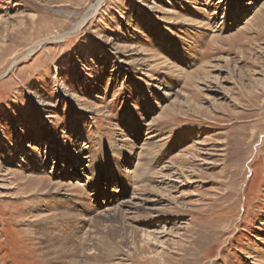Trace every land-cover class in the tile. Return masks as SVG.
<instances>
[{"label": "rangeland", "instance_id": "374dc122", "mask_svg": "<svg viewBox=\"0 0 264 264\" xmlns=\"http://www.w3.org/2000/svg\"><path fill=\"white\" fill-rule=\"evenodd\" d=\"M99 1L0 0V264H264V0Z\"/></svg>", "mask_w": 264, "mask_h": 264}, {"label": "bare ground", "instance_id": "6f19581e", "mask_svg": "<svg viewBox=\"0 0 264 264\" xmlns=\"http://www.w3.org/2000/svg\"><path fill=\"white\" fill-rule=\"evenodd\" d=\"M103 1L104 0H100L96 5H92L90 8H91V10H90V12L89 13H87V15H85V16H83L82 17V19H81V21L74 27V31H76V30H79V29H81V27L82 26H84L85 25V23L88 21V19H89V15H90V13H94V12H96V10L99 8V6L103 3ZM239 1H241V0H239ZM252 1L253 0H247V2H244V3H240L241 4V8H240V11L236 14V12H235V9L233 8V7H224V10H225V12H224V14L225 15H227V21L225 22V24H226V26H225V29H230L231 27H233L234 25H235V23L237 22V20L239 21L240 19H241V15L244 13V12H246L247 10H248V8L249 7H252L253 6V4L254 3H252ZM224 2H227V0H225V1H223V3ZM221 3V2H220ZM92 16V15H91ZM208 20V19H207ZM187 22V21H186ZM228 23V24H227ZM209 24V23H208ZM224 24V23H223ZM222 24V25H223ZM189 25V24H188ZM220 25V24H219ZM221 25V26H222ZM195 26V25H194ZM208 26H210V25H208ZM218 26V25H217ZM199 27V26H198ZM192 28V27H191ZM212 29V28H211ZM224 29V30H225ZM216 31V30H215ZM72 32V31H71ZM67 35H70V33L69 34H67ZM205 42V41H204ZM204 44V43H203ZM217 44V43H216ZM38 47V46H37ZM36 48V47H35ZM35 48H33L31 51H30V53H33V52H35ZM132 49V48H131ZM131 51V50H130ZM140 60V59H139ZM142 62V61H141ZM207 65V64H206ZM208 66H210V68L212 69V71H204L203 69L204 68H206V66L205 67H203V68H201L202 66H200V68L199 69H197L198 71H196V73L198 72L199 73V77H198V80H200V84H202L203 82H201V81H203V80H205V79H201L202 77H205L206 79H214L215 77L213 76V74H214V72L215 71H217V68H216V66L214 65H211V63L210 64H208ZM199 67V66H198ZM210 69V70H211ZM181 70V69H180ZM204 72H203V71ZM209 70V69H208ZM180 73H182V71L180 72ZM193 74V73H192ZM191 73L190 74H188V75H192ZM195 74V73H194ZM194 74H193V76H194ZM189 76V77H190ZM199 82V81H198ZM208 88V87H207ZM209 89V88H208ZM172 93V92H171ZM173 95H176V94H173ZM173 95L172 94H170V97L172 96L173 97ZM178 95V94H177ZM168 96V95H167ZM172 100H174V99H172ZM171 106L172 105H170L168 108L170 109L171 108ZM161 107V106H160ZM167 107V106H166ZM173 108V107H172ZM165 109H167V108H164L163 110H165ZM172 110V109H171ZM170 110V111H171ZM173 110H174V108H173ZM169 111V110H168ZM166 113V112H165ZM162 115V114H161ZM164 115V114H163ZM153 119V118H152ZM156 121V120H155ZM164 129V128H163ZM149 133V132H148ZM118 134V133H117ZM156 135V134H155ZM158 135V134H157ZM159 136V135H158ZM148 138V137H147ZM152 139H155L156 138V136H154V137H151ZM150 138V139H151ZM161 139V138H160ZM165 139V138H164ZM163 139V140H164ZM186 139V138H185ZM128 140V139H127ZM159 141V140H158ZM161 141V140H160ZM152 143V142H151ZM157 143V142H156ZM150 145V144H149ZM148 145V146H149ZM144 146V145H143ZM144 150V149H143ZM148 151V150H147ZM142 152V151H141ZM152 154V153H151ZM139 159V158H138ZM80 163V162H79ZM170 165V164H169ZM174 166V165H173ZM164 167V166H163ZM166 169L168 168V166L167 167H165ZM165 168L162 170V172L161 171H158V173H157V177L158 178H156V183H158V184H162L163 183V180H164V182L167 184V182L168 181H166V180H169L170 182H171V185L170 186H172V191L174 190V192L173 193H176V192H178V190H179V187H181L182 185H180V184H176V183H180L181 182V180H180V182H178L177 180H175V181H173L172 179H175L176 178V176L177 175H180V174H182V173H179V172H176L175 173V175L173 174V176H171L170 178H168V176H164V174H165ZM177 168H178V166H177ZM145 169V168H144ZM149 169V168H148ZM173 169V168H172ZM172 169H171V171H172ZM169 170V169H168ZM5 171V170H4ZM12 173V172H11ZM179 173V174H178ZM1 174V173H0ZM153 174V173H152ZM14 175V174H13ZM136 175V174H135ZM182 176V175H181ZM173 177V178H172ZM178 178H179V176H177ZM38 178V177H37ZM172 178V179H171ZM177 178V179H178ZM9 179V180H8ZM183 179H185V178H183ZM182 179V180H183ZM8 181H10V173L8 172V173H4V174H2V175H0V188H6V184L5 183H8ZM13 182V181H12ZM41 182V181H40ZM170 182L168 183V184H170ZM183 182H184V180H183ZM192 182V181H191ZM77 183V182H76ZM49 184H50V182H49ZM48 184V185H49ZM61 184V183H60ZM79 184V183H78ZM147 184V183H146ZM181 184H183V183H181ZM189 184V183H188ZM13 185V184H12ZM15 185V184H14ZM50 185H52V184H50ZM49 185V186H50ZM59 185V184H58ZM63 185V184H62ZM65 185V184H64ZM57 186V185H56ZM68 186V185H67ZM66 186V187H67ZM75 186V185H74ZM150 186V185H149ZM162 186V185H161ZM161 186H160V188L158 187H156L157 189H161ZM166 186H168V185H166ZM14 187V186H13ZM60 187V186H59ZM65 187V188H66ZM76 187V186H75ZM15 188V187H14ZM50 188V187H49ZM51 188H55L54 186L53 187H51ZM57 188V187H56ZM74 188V187H73ZM141 188V187H140ZM153 188H154V186H153ZM156 188H154L155 190H156ZM169 188V187H168ZM167 188V189H168ZM47 189V188H46ZM59 189V188H58ZM76 189H78V188H76ZM143 189H145L144 187H143ZM163 189V188H162ZM160 190L161 192H163V190ZM53 190V189H52ZM62 190V189H61ZM65 190V189H64ZM69 190H71V188L69 189L68 188V190L67 191H69ZM137 190V189H136ZM145 190H147V189H145ZM144 190V191H145ZM164 190H166V187L164 188ZM72 191V190H71ZM83 191V190H82ZM142 191V190H141ZM147 191H149V190H147ZM159 190H158V192H160ZM58 192V191H57ZM152 192H153V190H152ZM150 193V194H147L148 195V198L146 197L145 198V196H146V194H137V195H134V196H137V197H134L135 199H131L132 201H127V202H125L124 201V203L122 204V203H120V206H119V208H118V210H119V212L120 213H122L123 215H122V217L121 218H123V216L125 215L126 216V218H127V220H128V222H129V225L131 224L132 225V223H136L139 219L138 218H136V216H138V214H142V211L143 210H145L146 208V206H147V209H149L148 207L150 206L149 204H152V202H156L157 200H156V198L155 197H157V196H155L154 197V193ZM160 192V193H161ZM167 192L168 193H171V190L169 189L168 191L166 190L164 193H163V195L164 194H167ZM146 193V192H145ZM156 193H157V191H156ZM1 194V193H0ZM58 194H60V193H58ZM1 196V195H0ZM153 196V197H152ZM163 198V197H162ZM161 199V198H160ZM159 199V200H160ZM164 199V198H163ZM162 199V200H163ZM170 199H172V197H171V195L170 194H168V195H166V197H165V202L166 203H171V204H173L172 202H171V200ZM158 200V201H159ZM163 204V203H162ZM114 209V208H113ZM113 209H111L112 211H113ZM146 209V210H147ZM152 209L153 208H151V211H152ZM145 210V211H146ZM114 211H115V209H114ZM113 211V212H114ZM150 211V212H151ZM107 212V211H106ZM62 213V212H61ZM108 213V212H107ZM111 213V212H110ZM58 214H60V213H58ZM115 214V213H114ZM146 214V213H145ZM62 215H63V213H62ZM98 215V214H97ZM100 215V214H99ZM106 215V214H105ZM105 215H102V213H101V216H103L102 218L104 219V216ZM143 215V214H142ZM152 216H153V214H151ZM48 216V215H47ZM155 217V216H154ZM157 217V216H156ZM107 218H111V216L110 217H108V215H107ZM107 218H105V219H107ZM113 218V217H112ZM97 219V218H96ZM99 219H101V218H99ZM123 219H125V217L123 218ZM95 220V219H94ZM97 222H99L98 221V219H97ZM130 225V226H131ZM94 226H97L96 224L94 225L93 224V227ZM90 227H92V226H90ZM92 227V228H93ZM91 228V229H92ZM91 229L89 230V228H88V233H89V231L90 232H92L91 231ZM161 230V229H160ZM167 230V229H166ZM165 230V231H166ZM158 231H159V229H158ZM85 232V231H84ZM160 232V231H159ZM158 234H160V233H158ZM171 234V233H170ZM169 234V235H170ZM78 238V237H77ZM143 239H144V243H155V242H160L159 241V238H158V235L155 233V232H149V231H147L144 235H143ZM163 239V238H162ZM154 245V244H153ZM87 249V248H86ZM93 250V249H92ZM84 253V252H83ZM90 253V252H89ZM82 255V254H81ZM85 256V255H84ZM88 256H89V254H88ZM253 256V255H252ZM86 257H87V255H86ZM250 259V258H249Z\"/></svg>", "mask_w": 264, "mask_h": 264}]
</instances>
